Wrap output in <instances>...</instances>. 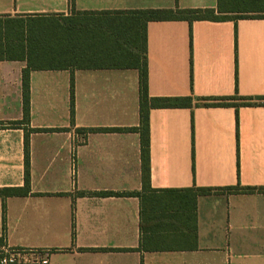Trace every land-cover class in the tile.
I'll use <instances>...</instances> for the list:
<instances>
[{
    "label": "crops",
    "instance_id": "1",
    "mask_svg": "<svg viewBox=\"0 0 264 264\" xmlns=\"http://www.w3.org/2000/svg\"><path fill=\"white\" fill-rule=\"evenodd\" d=\"M147 9L224 18L147 25L149 96L192 101L150 109L149 182L138 70L32 71L31 192L0 198V264L14 251L20 264H264V191L236 190L264 189V105L197 106L264 98V0H0V189L25 186V130L10 124L27 61L11 21Z\"/></svg>",
    "mask_w": 264,
    "mask_h": 264
},
{
    "label": "trees",
    "instance_id": "2",
    "mask_svg": "<svg viewBox=\"0 0 264 264\" xmlns=\"http://www.w3.org/2000/svg\"><path fill=\"white\" fill-rule=\"evenodd\" d=\"M104 18H40L14 20L20 27L18 49L27 61L22 72L23 119L13 122L12 127L23 126L25 130V186L0 189V198L27 196L31 192L30 174V128L31 72L34 70L58 69L78 66L84 69H135L139 71L140 84V133L144 183L150 174L149 111L152 108H175L192 106L191 98H151L148 91V38L147 25L152 21H221L224 18L214 9L136 10L104 13ZM249 16H240L247 19ZM264 19V16H253ZM8 35V32H7ZM71 84V117H74V89ZM198 107H245L262 106L264 98L228 97L200 99ZM244 193L264 191L256 188H237ZM202 194H211V189H202ZM5 220V217L3 218ZM4 240L0 238V245Z\"/></svg>",
    "mask_w": 264,
    "mask_h": 264
},
{
    "label": "built area",
    "instance_id": "3",
    "mask_svg": "<svg viewBox=\"0 0 264 264\" xmlns=\"http://www.w3.org/2000/svg\"><path fill=\"white\" fill-rule=\"evenodd\" d=\"M24 253L21 251H14L8 256H5V258L2 259V264H20L23 262H30V259H26L24 256ZM33 262L41 263V264H47L48 259H36L34 258L32 260Z\"/></svg>",
    "mask_w": 264,
    "mask_h": 264
},
{
    "label": "rangeland",
    "instance_id": "4",
    "mask_svg": "<svg viewBox=\"0 0 264 264\" xmlns=\"http://www.w3.org/2000/svg\"><path fill=\"white\" fill-rule=\"evenodd\" d=\"M64 17H59V19H63Z\"/></svg>",
    "mask_w": 264,
    "mask_h": 264
}]
</instances>
